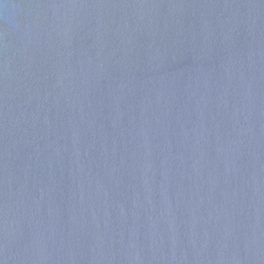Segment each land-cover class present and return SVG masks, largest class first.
Instances as JSON below:
<instances>
[{"label":"water","instance_id":"water-1","mask_svg":"<svg viewBox=\"0 0 264 264\" xmlns=\"http://www.w3.org/2000/svg\"><path fill=\"white\" fill-rule=\"evenodd\" d=\"M0 264H264V0H0Z\"/></svg>","mask_w":264,"mask_h":264}]
</instances>
